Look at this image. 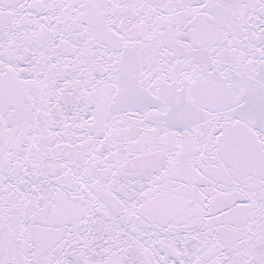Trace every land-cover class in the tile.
Wrapping results in <instances>:
<instances>
[{"label":"snow or ice","instance_id":"6c2138e0","mask_svg":"<svg viewBox=\"0 0 264 264\" xmlns=\"http://www.w3.org/2000/svg\"><path fill=\"white\" fill-rule=\"evenodd\" d=\"M0 264H264V0H0Z\"/></svg>","mask_w":264,"mask_h":264}]
</instances>
